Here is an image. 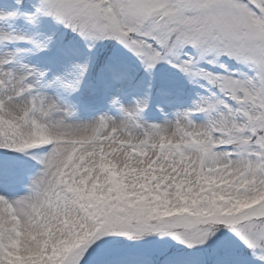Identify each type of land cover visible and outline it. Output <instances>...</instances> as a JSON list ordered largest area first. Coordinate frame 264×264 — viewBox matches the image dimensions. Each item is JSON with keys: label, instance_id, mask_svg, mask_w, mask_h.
<instances>
[{"label": "snow or ice", "instance_id": "obj_1", "mask_svg": "<svg viewBox=\"0 0 264 264\" xmlns=\"http://www.w3.org/2000/svg\"><path fill=\"white\" fill-rule=\"evenodd\" d=\"M0 264H264V0H0Z\"/></svg>", "mask_w": 264, "mask_h": 264}]
</instances>
